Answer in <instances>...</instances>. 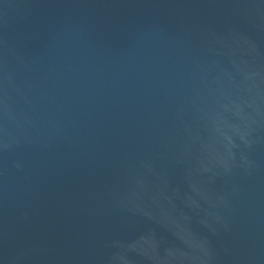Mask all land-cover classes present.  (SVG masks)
<instances>
[{"label":"water","instance_id":"water-1","mask_svg":"<svg viewBox=\"0 0 264 264\" xmlns=\"http://www.w3.org/2000/svg\"><path fill=\"white\" fill-rule=\"evenodd\" d=\"M0 264H148L84 152L21 0H0Z\"/></svg>","mask_w":264,"mask_h":264}]
</instances>
